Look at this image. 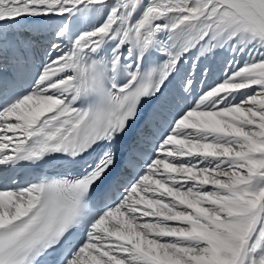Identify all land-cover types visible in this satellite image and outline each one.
I'll use <instances>...</instances> for the list:
<instances>
[{
  "label": "snow or ice",
  "instance_id": "obj_1",
  "mask_svg": "<svg viewBox=\"0 0 264 264\" xmlns=\"http://www.w3.org/2000/svg\"><path fill=\"white\" fill-rule=\"evenodd\" d=\"M0 264H264V0H0Z\"/></svg>",
  "mask_w": 264,
  "mask_h": 264
},
{
  "label": "bare ground",
  "instance_id": "obj_2",
  "mask_svg": "<svg viewBox=\"0 0 264 264\" xmlns=\"http://www.w3.org/2000/svg\"><path fill=\"white\" fill-rule=\"evenodd\" d=\"M206 63L211 67L213 77L222 74V69L225 68L223 55H218L215 59L207 61ZM187 70L188 69L186 66L182 67L181 76H183L184 72ZM198 75H199V73H198ZM198 87H199V85H198ZM171 92H173V94H175V88L174 87L171 89ZM180 101H182V100H180ZM180 103H182V102H180Z\"/></svg>",
  "mask_w": 264,
  "mask_h": 264
}]
</instances>
